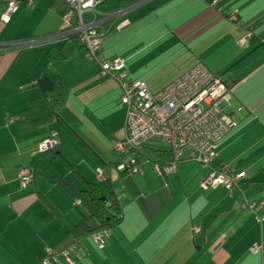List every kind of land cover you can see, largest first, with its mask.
<instances>
[{
  "label": "crops",
  "instance_id": "0c3cea01",
  "mask_svg": "<svg viewBox=\"0 0 264 264\" xmlns=\"http://www.w3.org/2000/svg\"><path fill=\"white\" fill-rule=\"evenodd\" d=\"M36 1L19 0L20 11L11 24L0 22V264H43L46 252L61 249L70 230L85 218L79 203L45 179L46 185L40 184L42 178L29 187L20 185L24 168L42 163L49 170L48 163L56 167L59 162L46 160L42 154L43 145L57 129L56 122L24 131L17 126L15 118L38 97L29 88L42 78L64 81L71 90L69 107L77 119L72 128L105 162L113 160L105 158L103 149L95 150L79 131L80 120L101 132L103 141L107 139L102 130L111 133L112 126H119L125 136L121 86L100 76L96 62L85 60L82 45L74 47L63 62L53 63L48 60V47L13 49L17 42L42 38H28L32 33L26 31L31 22L27 20L35 18L30 12L39 11ZM48 1L54 11L48 21L59 34L65 5L62 0ZM122 11H126L124 16L104 24L109 34L101 52L125 63L129 81L143 82L159 93L201 63L230 87V108L236 109L226 110V121L234 126L218 143L211 169L225 166L244 178L229 195L223 189L203 188L211 169L193 162L182 163L172 176L156 175L150 164L129 186L109 173L120 183L121 190L114 189L122 222L102 239L103 248L95 246L93 237L80 242L78 264H264V224L251 210L240 207L247 202L264 213V44L260 41L264 0H222L218 10L206 0H139ZM230 14L238 15L237 23L228 19ZM125 21L129 26L120 30ZM246 32L254 37L240 47ZM64 45L58 42L49 47L62 49ZM159 84L164 87L157 89ZM60 137L75 166L89 169V174L80 170L84 180L97 182L94 170L99 167L89 152L79 149L68 135ZM72 212L76 215L70 219ZM255 246L261 248L257 254L252 253Z\"/></svg>",
  "mask_w": 264,
  "mask_h": 264
},
{
  "label": "built area",
  "instance_id": "2783aa9c",
  "mask_svg": "<svg viewBox=\"0 0 264 264\" xmlns=\"http://www.w3.org/2000/svg\"><path fill=\"white\" fill-rule=\"evenodd\" d=\"M65 10L62 15V32L47 38L30 41H21L13 44V49L27 51L45 47L64 40L70 36H78L80 44L86 49L88 59L96 62L104 77H110L122 83L127 78L125 74L115 78L125 68V63L120 59L104 60L100 55L106 36L109 34L103 27L105 23L121 18L126 11H120L110 16H104V20H97L96 8L108 0H62ZM222 0H212L211 7L220 5ZM32 1L29 6L32 8ZM136 7V6H134ZM133 9V8H131ZM20 10L19 0H0V22L9 25ZM92 19L87 20L86 17ZM97 18V19H96ZM232 22L236 21V15L232 14ZM128 26L123 22L119 29ZM252 36H245L240 47L250 43ZM264 42V38H263ZM122 85V84H121ZM122 103L126 107V138L128 145L141 146L155 140L171 153L170 162L161 166L155 164L154 172L158 176H172L177 174L184 162H193L202 165L204 169L210 168V163L216 158V148L220 140L226 135L230 125L224 119L223 113L229 106V92L227 86L207 69L198 65L178 80L168 85L161 92L153 94L145 83L137 82L130 86L122 85ZM225 107V108H224ZM57 134H52L42 150H52L59 146ZM123 146H120L121 151ZM244 178V174H232L227 167L216 172L210 170L208 176L202 182V187H222L232 193L238 188V183ZM33 180L32 172L24 170L20 174L19 181L23 187H27ZM244 204L242 210L247 209ZM258 218V222L264 224V214L260 208H249ZM104 235L93 236L98 246L104 247L102 241ZM261 251L259 246L252 249L253 254ZM73 249L62 253L63 258L69 264H74L71 256ZM52 253H49L51 256ZM43 264H52L47 260ZM59 264V263H58Z\"/></svg>",
  "mask_w": 264,
  "mask_h": 264
},
{
  "label": "trees",
  "instance_id": "16d2710c",
  "mask_svg": "<svg viewBox=\"0 0 264 264\" xmlns=\"http://www.w3.org/2000/svg\"><path fill=\"white\" fill-rule=\"evenodd\" d=\"M123 1L127 2V0H123ZM138 1L139 0H130L128 4L130 3L133 4ZM206 1L209 2L211 7L212 0H206ZM121 8L122 7H120L119 9ZM218 8L219 6L212 9L218 10ZM231 16L232 14H230V16L228 17L229 20L231 19ZM237 22H238V15H236V21L233 23H237ZM128 26H129V22H128ZM246 33L247 34L245 36L250 35L252 36L253 39L254 35L251 34V32H246ZM47 37H42V38H47ZM263 38L264 35L260 37V41L261 43L264 44ZM58 42L65 43L62 49L61 48L58 49L57 47L50 48L49 46L53 44L45 46L48 47L49 49L48 60L50 63L63 62V60L67 59V57H69V55L72 53L73 48L76 47L78 44H80L78 36H70ZM45 47H41V48H45ZM55 50L63 54L62 57ZM100 55L103 57L104 60L119 59V58H106L103 56L102 52H100ZM198 65H202V64L198 63L194 67ZM98 68H99L100 76L102 78H104L109 82H115L116 84L121 86V89H122V85L130 86L133 83L139 82V81L128 80L126 66L124 70L116 74L114 73L115 78H120V76H122L123 74L127 76L126 79L121 81L122 83H119L117 80H113L110 77H104L101 73V69L99 65ZM217 78H219L223 82V80L220 77ZM225 85L227 86V84ZM227 88H228L230 100H229V106L225 109L223 113V115L226 114L224 116V119H228L229 117L228 114L226 113L227 112L226 110L229 111L231 107V99H232L231 89L228 86ZM29 89L36 90L38 93V97L31 103L30 109H28L26 112L15 118V121L17 122V126L21 127L20 128L21 131H24L25 129H32L38 125L47 122H52V121L56 122L57 129L56 131L50 134L49 139H51L52 134L54 133L57 134L56 140L58 141L59 146L52 150H42L43 158L46 160L64 162L67 168L70 170V172L75 176V181L71 180L68 177L51 175L48 169L44 167L42 163L36 164L33 167V169L24 168L21 171L29 170L32 172L33 180L29 186L34 185L35 181L40 180L42 178L45 179L50 185L53 186L55 185L60 187L75 203L80 204V207L85 214V218L81 222H79L75 228L70 230V236L67 237V239L63 242V245H61L62 246L61 249L60 248L55 250L50 249L46 252L45 261L47 260L52 264H58V263L61 264L62 260H64L66 263V260L62 256V253L68 251L69 249H73L74 253L71 256V259L74 264H78V261H80V257L78 254V246L80 242L84 241L85 239L92 238L93 236L104 235L105 233L107 234V236H104L103 239L108 238L110 231L118 227L122 222L123 217L119 207L118 196L114 189L112 183L113 180L111 179L110 177L111 175H109V173L116 174L118 180H121L124 185L129 186V184L133 182V177L138 174H143L150 164H152L153 168L155 164H159L161 166L167 165L171 160V153L167 149H165L158 141L155 140L148 141L142 144L141 146H135L133 144L128 145L126 133H125L124 141L119 143V145L117 144L118 145V146L116 145L117 147L116 146L114 147V150L112 152L113 161L107 163L100 157V155L94 153L85 144V142L81 140V138L72 128L73 123H75L77 119L75 118L69 107L71 90L64 81H62L59 77L55 78L52 81L48 80L47 78H42L33 87ZM122 95H123V90H122ZM122 95L120 101L125 111V125H126L127 110L124 104L122 103ZM237 112L239 113L242 112V109H237ZM61 135H68L70 138L76 141L77 145L79 146L78 147L79 149H81L82 151L83 150L86 151L87 154L89 152L90 155L89 157L91 158L92 162L96 165V167H99L96 170H94V175L98 180L97 182L85 181L81 175L80 172L81 169L78 166L70 165L69 163H67V161L64 158L65 155L63 151L64 143L62 141V138L60 137ZM120 146H123L121 151L119 150ZM211 163L209 170L211 169ZM198 165L202 167V165L200 164ZM109 167H111L110 171H109ZM221 170L222 168L217 170L214 169V171L216 172H219ZM229 171L231 172L230 169ZM237 175H241V174H237ZM162 176H166V175H162ZM210 188L223 189L229 195H233L236 192V189L232 193H230V191H227L225 188L222 187H216V188L210 187ZM244 204H247L248 206L247 209H249L252 206V205L250 206V204H248L247 202H244L243 204H241L240 207L242 208ZM253 206L259 208V206L256 205ZM260 214L262 215L264 214L262 210ZM50 216H53V214ZM49 253H52V255L49 256Z\"/></svg>",
  "mask_w": 264,
  "mask_h": 264
},
{
  "label": "rangeland",
  "instance_id": "374dc122",
  "mask_svg": "<svg viewBox=\"0 0 264 264\" xmlns=\"http://www.w3.org/2000/svg\"><path fill=\"white\" fill-rule=\"evenodd\" d=\"M129 1L130 0H127V2H125L123 0H108L104 3H102L95 10L96 11V17L98 18V19L97 18L96 19L100 21V20H103L104 16H110V15H113L117 12L125 10V8L128 7ZM36 3H37V8L39 7V11L37 12V14H35V12H30V16H34L35 18L27 20V22L28 21H31V22L26 25V31L32 33L31 36H29L28 38H32V37L39 38V37H47V36L56 35L55 32H58V30H53L52 23L51 22L49 23V21H48V19L54 14V11L52 10V6H53L52 3L48 0H37ZM120 7H122V8L119 9ZM34 9H33V11H34ZM86 19L90 20L92 18H91V16H88V17H86ZM61 22H62V17H61ZM62 25H63V23H62ZM21 27H23V24ZM39 39H41V38H39ZM110 44H111V42H110ZM118 48H119V46H118ZM85 60L89 61V59L87 58L86 55H85ZM164 85H167V84H164ZM161 87L163 88L164 86H161V84H159L157 86V89H160ZM150 91L153 94L158 93V92H154L152 89ZM72 101H73V99H71V102ZM72 103L79 104L76 101V99H74V102H72ZM80 107L81 106L78 105L79 113H80ZM235 109L236 108L233 105L232 108L229 109V113L234 112ZM78 117H79V114H78ZM88 118H89L91 123L95 122V118H93L92 116H88ZM89 125H90V123H89ZM89 125H87L86 121L83 120V118H82V120H80V124H79V131H81V133L85 137H87V139L94 146L95 150L103 149L102 151L104 152L105 158L113 159L112 151H113L114 147L117 144L124 141V130H121L119 126H112L111 133H108V132H105L104 130H102L106 135L104 137L107 139L106 141H103L101 139V136H100V135H102L101 132L96 131V129H94L95 130V132H94L91 128L89 129V127H90ZM75 127L78 128V124ZM63 151L65 154L64 155L65 160L70 165L75 166V162H72V159L70 158V157H72L70 150L66 145L64 146ZM56 164H57L56 167H53L51 163H48V168H49L48 171L51 175L68 177L71 180L75 181V176L68 170V168L64 162L59 161ZM55 168H58L57 169L58 172L55 171ZM81 169L83 170L84 174H89V169L87 168V166H82ZM62 171L65 174H61ZM68 174H70L71 176H67ZM40 184L46 185L47 183L43 179V180H41ZM113 185H114V188L116 190H118V191L121 190L120 183L113 181ZM54 196L61 203H65V201H61L60 198L57 197V194H54ZM74 213H75V210H74ZM75 215L76 214H73V212H72L69 214L68 218L72 219L75 217ZM122 232L126 235V229L125 228L122 230ZM93 243L95 244V246H97V244L95 242H93ZM95 246H94V248H95ZM62 263L66 264L64 260H62Z\"/></svg>",
  "mask_w": 264,
  "mask_h": 264
},
{
  "label": "bare ground",
  "instance_id": "6f19581e",
  "mask_svg": "<svg viewBox=\"0 0 264 264\" xmlns=\"http://www.w3.org/2000/svg\"><path fill=\"white\" fill-rule=\"evenodd\" d=\"M166 88V87H165ZM170 162V161H169Z\"/></svg>",
  "mask_w": 264,
  "mask_h": 264
}]
</instances>
